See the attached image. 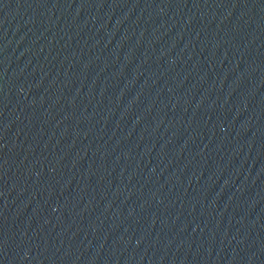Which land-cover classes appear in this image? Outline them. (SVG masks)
<instances>
[{
  "label": "water",
  "instance_id": "obj_1",
  "mask_svg": "<svg viewBox=\"0 0 264 264\" xmlns=\"http://www.w3.org/2000/svg\"><path fill=\"white\" fill-rule=\"evenodd\" d=\"M0 264H264V0H0Z\"/></svg>",
  "mask_w": 264,
  "mask_h": 264
}]
</instances>
